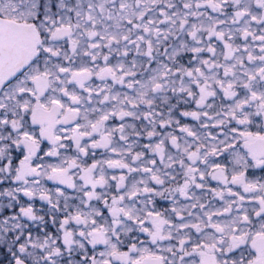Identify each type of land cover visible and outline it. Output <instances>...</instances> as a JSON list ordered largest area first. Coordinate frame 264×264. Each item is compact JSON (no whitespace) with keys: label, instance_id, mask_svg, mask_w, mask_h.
<instances>
[{"label":"snow or ice","instance_id":"6c2138e0","mask_svg":"<svg viewBox=\"0 0 264 264\" xmlns=\"http://www.w3.org/2000/svg\"><path fill=\"white\" fill-rule=\"evenodd\" d=\"M0 264H264V0H0Z\"/></svg>","mask_w":264,"mask_h":264}]
</instances>
